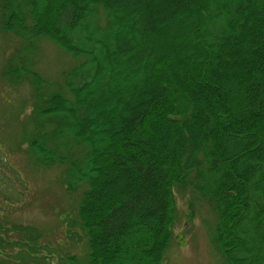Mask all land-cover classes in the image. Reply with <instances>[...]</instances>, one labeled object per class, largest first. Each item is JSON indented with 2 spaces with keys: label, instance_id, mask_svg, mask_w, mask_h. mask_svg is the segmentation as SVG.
<instances>
[{
  "label": "trees",
  "instance_id": "trees-1",
  "mask_svg": "<svg viewBox=\"0 0 264 264\" xmlns=\"http://www.w3.org/2000/svg\"><path fill=\"white\" fill-rule=\"evenodd\" d=\"M0 29L30 58L4 68L28 89V149L79 194L81 251L55 263L163 264L190 197L222 264H264V0H0ZM42 41L74 61L59 83L33 64ZM18 230L25 264L52 255Z\"/></svg>",
  "mask_w": 264,
  "mask_h": 264
},
{
  "label": "rangeland",
  "instance_id": "rangeland-1",
  "mask_svg": "<svg viewBox=\"0 0 264 264\" xmlns=\"http://www.w3.org/2000/svg\"><path fill=\"white\" fill-rule=\"evenodd\" d=\"M38 46L33 64L43 76L57 82L74 61L48 41ZM26 56L18 41L0 29V264H25L21 245L15 243L23 245L27 240L18 230L21 227H30L33 236H39V244L55 249L52 255L48 251L31 254L29 263L42 264L43 257H50L47 262L57 264L55 255L81 251L82 245H75L67 235L79 194L67 191L61 168L43 166L28 149L34 131L32 112L26 104L28 89H11L4 74L8 63L26 65L30 61ZM191 203L190 197L177 199V223L163 264H222L214 241L216 218L212 209L201 200L194 202V208ZM84 259L81 264H87Z\"/></svg>",
  "mask_w": 264,
  "mask_h": 264
}]
</instances>
